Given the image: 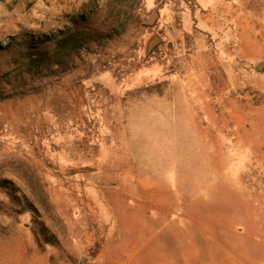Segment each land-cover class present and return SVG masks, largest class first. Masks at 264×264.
Masks as SVG:
<instances>
[{
  "label": "rangeland",
  "instance_id": "rangeland-1",
  "mask_svg": "<svg viewBox=\"0 0 264 264\" xmlns=\"http://www.w3.org/2000/svg\"><path fill=\"white\" fill-rule=\"evenodd\" d=\"M214 1L0 0V264H264V0Z\"/></svg>",
  "mask_w": 264,
  "mask_h": 264
},
{
  "label": "trees",
  "instance_id": "trees-1",
  "mask_svg": "<svg viewBox=\"0 0 264 264\" xmlns=\"http://www.w3.org/2000/svg\"><path fill=\"white\" fill-rule=\"evenodd\" d=\"M88 44L89 42H87L86 38L83 36L81 38L75 35V33L67 34L59 42H57L56 50H54L52 55L49 56V53L46 51L39 52L36 55L37 59L34 60L33 65L35 66L36 69H39L44 65L47 66L63 65V61H65L66 58L70 59V57L72 56H78L81 51L87 50Z\"/></svg>",
  "mask_w": 264,
  "mask_h": 264
},
{
  "label": "crops",
  "instance_id": "crops-1",
  "mask_svg": "<svg viewBox=\"0 0 264 264\" xmlns=\"http://www.w3.org/2000/svg\"><path fill=\"white\" fill-rule=\"evenodd\" d=\"M194 4H196L200 12L201 10H205L204 16L207 18L209 27L213 26V19L218 17L220 13L222 14L219 3L214 0H194Z\"/></svg>",
  "mask_w": 264,
  "mask_h": 264
},
{
  "label": "water",
  "instance_id": "water-1",
  "mask_svg": "<svg viewBox=\"0 0 264 264\" xmlns=\"http://www.w3.org/2000/svg\"><path fill=\"white\" fill-rule=\"evenodd\" d=\"M258 68H259V70H261L262 69V65H260Z\"/></svg>",
  "mask_w": 264,
  "mask_h": 264
}]
</instances>
